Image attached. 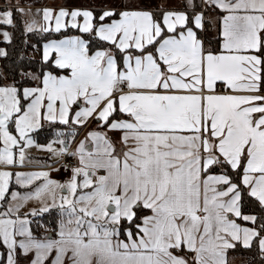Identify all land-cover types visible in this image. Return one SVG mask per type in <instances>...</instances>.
Segmentation results:
<instances>
[{"label": "snow or ice", "instance_id": "obj_1", "mask_svg": "<svg viewBox=\"0 0 264 264\" xmlns=\"http://www.w3.org/2000/svg\"><path fill=\"white\" fill-rule=\"evenodd\" d=\"M17 12L46 35L0 84V264H264V0Z\"/></svg>", "mask_w": 264, "mask_h": 264}, {"label": "crops", "instance_id": "obj_2", "mask_svg": "<svg viewBox=\"0 0 264 264\" xmlns=\"http://www.w3.org/2000/svg\"><path fill=\"white\" fill-rule=\"evenodd\" d=\"M89 1L90 3H86L84 0H61L60 2L55 3L50 0L49 1L26 0L24 2H21L19 0H4L2 1L3 3H0V11H3L7 7H13V6L25 7V8L30 7L33 10H35L36 8H42V7L58 8L59 6L97 8L95 4H97L101 0H89ZM105 1L107 2L105 4H102L101 7L110 5V4L113 6H119L121 3H127V1L129 2V0H105ZM133 1H135V3L137 2L139 6L152 10L154 13H159V12H162L164 10H169V9L181 10L184 8V5H185V0H155V4L152 6L148 4L143 5L144 3L142 1H141L142 3L140 4V0H133ZM196 2L199 3L200 0H196ZM218 15H219L218 11H210V12L206 11L205 13L206 20L210 18L215 19ZM27 18L28 17H24V19H27ZM10 27L11 26H6L4 24L0 25V42H3V43L8 42L4 40L2 32L6 30L11 33ZM218 29H219V21L217 19L215 24L210 25L209 30L207 32L208 36L210 35L211 38H216ZM204 33L205 31L203 32V34ZM70 34H80V33L75 32V33H70ZM205 45L209 46L210 44L207 41H205ZM0 48H3L6 50V47L4 45H0ZM85 131H87V129ZM81 138H83V133H81V135L78 137V139H81ZM43 143H46V142H43ZM31 153H32V156L35 158L33 164L30 165L28 168L21 169V170H39L40 164L36 163V160L38 159L40 161H43L45 158L49 157L48 153L42 152L39 150L31 151ZM48 164H51L52 169H54L55 167H58V165L52 164L51 159H48ZM247 226H252V225H247ZM229 261H230V264H250L251 258L241 253H229Z\"/></svg>", "mask_w": 264, "mask_h": 264}, {"label": "trees", "instance_id": "obj_3", "mask_svg": "<svg viewBox=\"0 0 264 264\" xmlns=\"http://www.w3.org/2000/svg\"><path fill=\"white\" fill-rule=\"evenodd\" d=\"M0 0V3H3ZM14 22L15 27L11 28L12 33V39L10 42H0V45H4L6 47L7 56L6 57H0V73H3V76L0 77V84L5 83H11L13 79L19 80V76H14L12 73V69L16 67L18 63H20V57L23 55L24 57V63L29 64L31 63L33 67H36L38 65L35 64V61L39 60L40 53L38 51H35L33 48V45L40 46L42 45L43 36L46 34L41 33H25L23 24L21 23V16L20 14L14 13ZM1 25V24H0ZM210 24H205V33H201L200 35L202 38L207 41L209 44H215L216 38H211L208 36L207 32L209 30ZM77 31L71 30L70 33H75ZM87 38V36H85ZM35 58V59H33ZM6 77V79L4 78ZM52 129L50 127H46L44 131H39L35 134V138L38 142L43 143L47 142L48 140H51L54 136L51 134ZM241 223H246L247 225H251L250 222H243L238 221ZM229 253H241V254H249L252 257L250 264H260L262 263L261 258L258 254V251L256 250L255 246H253V249L247 250L243 249L239 245L237 246V250L235 252H229Z\"/></svg>", "mask_w": 264, "mask_h": 264}, {"label": "rangeland", "instance_id": "obj_4", "mask_svg": "<svg viewBox=\"0 0 264 264\" xmlns=\"http://www.w3.org/2000/svg\"><path fill=\"white\" fill-rule=\"evenodd\" d=\"M19 1H21V2H24V1H26V0H19ZM40 1H49V0H40ZM50 1H52V2H60L61 0H50ZM86 3H90V1L89 0H84ZM144 3L143 5H154L155 4V0H140V4L142 3V2ZM107 1H105V0H101L100 2H98L97 4H95L96 5V9H99L101 6H102V4H105ZM128 2V1H127ZM134 3H135V1H133ZM136 4H137V2H136ZM210 36V35H209ZM46 127H50V126H45V128ZM52 139H54V137L52 138ZM37 149L36 148H32L31 149V151H36ZM47 153V152H46ZM52 159H55V158H51V161H52ZM60 168V171H56L55 169L56 168ZM58 167H55L52 171H51V176H52V178H54V179H60V180H63V179H65V178H67V176L69 175V173L67 172V171H65V169H62L60 166H58ZM247 256H249L250 258H251V260H252V257L249 255V254H246Z\"/></svg>", "mask_w": 264, "mask_h": 264}, {"label": "built area", "instance_id": "obj_5", "mask_svg": "<svg viewBox=\"0 0 264 264\" xmlns=\"http://www.w3.org/2000/svg\"><path fill=\"white\" fill-rule=\"evenodd\" d=\"M71 161V158H66L64 161H61L59 164H56V165H58V166H60L62 169H64L63 167H62V165L64 164V163H67V162H70Z\"/></svg>", "mask_w": 264, "mask_h": 264}]
</instances>
